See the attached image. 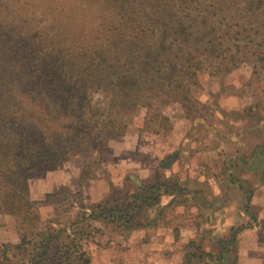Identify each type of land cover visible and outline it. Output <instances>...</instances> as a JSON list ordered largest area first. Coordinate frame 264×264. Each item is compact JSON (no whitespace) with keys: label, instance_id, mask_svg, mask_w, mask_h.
<instances>
[{"label":"trees","instance_id":"trees-1","mask_svg":"<svg viewBox=\"0 0 264 264\" xmlns=\"http://www.w3.org/2000/svg\"><path fill=\"white\" fill-rule=\"evenodd\" d=\"M41 2L38 11L28 0H0V216L15 217L19 237L16 244L0 241V264L85 260L80 232L54 230L55 219L40 215L42 206L73 194L61 197L64 187L31 199L35 172L79 158L82 186L104 159L108 141L126 133L137 111L144 110L145 131L169 132L163 110L171 104H180L189 119H204L205 105L193 96L200 71L228 73L248 54L264 66V0ZM97 93L104 108L93 103ZM130 178L135 182L125 200L81 203V219L129 231L142 226L138 218L149 210L184 203L192 191L174 178ZM170 194L161 207L162 196Z\"/></svg>","mask_w":264,"mask_h":264},{"label":"rangeland","instance_id":"rangeland-1","mask_svg":"<svg viewBox=\"0 0 264 264\" xmlns=\"http://www.w3.org/2000/svg\"><path fill=\"white\" fill-rule=\"evenodd\" d=\"M28 2L34 3L38 11L43 8L41 0H28ZM261 48L264 49V44ZM261 64L253 55L248 54L244 63L228 73H214L213 69L209 68L200 71L197 76V85L193 86V96L205 105L201 108L204 119H189L180 104H171L164 108L163 112L171 119L172 130L155 134L142 129L144 110L141 109L128 117L126 133L108 141L104 159L101 164L94 167L93 176L90 179L96 176L105 178L110 187L109 197L114 196L118 198L117 202H121L125 200L129 187L134 186L135 181L130 176L140 180L153 179L157 176L164 179L173 177L183 185H193L189 183L188 177L193 171L213 173L217 177H224L226 172L232 169L237 174L245 171L246 167L242 162L232 160V157L237 154H248L258 136L264 135V66L261 67ZM92 99L95 106L101 108L106 106L102 94H94ZM243 132L247 134L243 135ZM122 137L127 139L124 143L125 148L130 144L132 146L118 151V145L113 142ZM135 139L137 143L134 148ZM184 139L187 140L186 148L188 147L190 151L182 155L179 160L177 158L168 167L170 170L165 169L163 164L172 154L183 149ZM194 149L202 151L200 157L198 156L200 164L196 167L192 165ZM119 163L124 169L130 168L131 172L129 171L117 183L112 180L110 169L119 167L120 165H117ZM82 165V160L79 158L47 164L43 171L35 172L29 179V195L32 198L30 186L33 195L42 190H46V193L59 192L64 187L67 190L66 193L61 194V197L73 194L62 204L46 205L49 208L40 209L41 219H55L56 225L52 227L54 230L60 228L66 233L79 231L80 235L77 237L86 253L82 264H92L91 251L92 246L95 245L92 243H96L97 240H102L103 243L108 237L124 236L127 231L114 228L113 225L100 229L98 224L103 226V222L81 219L82 209L79 205L81 203L85 207L93 205L86 199L83 190L88 181L82 186L77 183ZM203 187L205 188L206 185L204 184ZM222 187L225 189L224 183ZM79 191L80 196L74 195ZM148 213H151V210ZM148 218V215L141 216L138 222ZM74 221L79 222L73 224ZM99 230H103L102 233ZM18 240L15 217L0 216V241L16 244ZM61 241H65L64 232ZM48 255L51 258L54 257L55 246L51 245Z\"/></svg>","mask_w":264,"mask_h":264},{"label":"crops","instance_id":"crops-1","mask_svg":"<svg viewBox=\"0 0 264 264\" xmlns=\"http://www.w3.org/2000/svg\"><path fill=\"white\" fill-rule=\"evenodd\" d=\"M126 141L122 137L113 143L122 151L132 146L125 148ZM186 141L183 149L175 152V160L190 151ZM136 143L135 139L134 148ZM201 154L194 149L193 166L200 164ZM232 160L242 162L245 171L237 174L232 169L224 177H217L189 170V183L193 185H183L192 189L185 191L184 203L167 206L161 213L151 210L142 226L124 236L92 243V264H264V241L260 239L264 223V135L258 136L248 154H237ZM117 165L120 166L110 172L118 183L131 169ZM83 190L91 204L110 196L109 183L100 176L89 179ZM43 193L46 190L33 195L30 186L31 199H39ZM175 194L164 195L160 206H166ZM47 208L45 205L40 209ZM103 226L98 224L100 229L106 228ZM231 236L233 240L227 245Z\"/></svg>","mask_w":264,"mask_h":264},{"label":"water","instance_id":"water-1","mask_svg":"<svg viewBox=\"0 0 264 264\" xmlns=\"http://www.w3.org/2000/svg\"><path fill=\"white\" fill-rule=\"evenodd\" d=\"M176 156H177L176 153L173 154V155L170 157V159H169L164 165H165V166H169V165L173 162V160H175Z\"/></svg>","mask_w":264,"mask_h":264}]
</instances>
